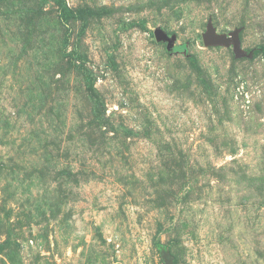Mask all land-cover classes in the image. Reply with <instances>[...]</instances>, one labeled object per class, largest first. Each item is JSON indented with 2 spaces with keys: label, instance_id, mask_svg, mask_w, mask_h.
<instances>
[{
  "label": "rangeland",
  "instance_id": "obj_1",
  "mask_svg": "<svg viewBox=\"0 0 264 264\" xmlns=\"http://www.w3.org/2000/svg\"><path fill=\"white\" fill-rule=\"evenodd\" d=\"M168 263L264 264V0H0V264Z\"/></svg>",
  "mask_w": 264,
  "mask_h": 264
},
{
  "label": "water",
  "instance_id": "obj_2",
  "mask_svg": "<svg viewBox=\"0 0 264 264\" xmlns=\"http://www.w3.org/2000/svg\"><path fill=\"white\" fill-rule=\"evenodd\" d=\"M154 36L157 42H163L167 45V50L172 51L173 39L169 37L162 29H156ZM203 41L206 45H229L231 42L238 46L237 32L232 33L229 37L223 35H217L215 30L209 26L207 33L203 35ZM171 264V263H168Z\"/></svg>",
  "mask_w": 264,
  "mask_h": 264
}]
</instances>
